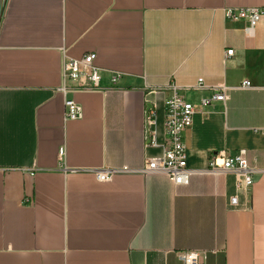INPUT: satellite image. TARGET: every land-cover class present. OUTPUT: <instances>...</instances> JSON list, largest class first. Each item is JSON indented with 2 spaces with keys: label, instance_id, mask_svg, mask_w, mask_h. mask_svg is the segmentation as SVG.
Returning <instances> with one entry per match:
<instances>
[{
  "label": "crops",
  "instance_id": "1",
  "mask_svg": "<svg viewBox=\"0 0 264 264\" xmlns=\"http://www.w3.org/2000/svg\"><path fill=\"white\" fill-rule=\"evenodd\" d=\"M249 7L264 0H0V264H183L186 251L264 264V23L252 38L246 20L224 17ZM62 50L96 54L103 71V90L67 95L78 121L57 91ZM111 72L123 75L114 89ZM199 79L228 100L202 108L211 90L182 92L197 110L188 168L244 153L258 169L246 191L233 174L175 185L139 171L161 153L146 145L147 112L162 142L172 86ZM102 169L116 171L110 182L96 179Z\"/></svg>",
  "mask_w": 264,
  "mask_h": 264
},
{
  "label": "built area",
  "instance_id": "2",
  "mask_svg": "<svg viewBox=\"0 0 264 264\" xmlns=\"http://www.w3.org/2000/svg\"><path fill=\"white\" fill-rule=\"evenodd\" d=\"M224 17L229 21L246 20L249 27L246 30L248 36H255V28L259 23H264V8H226ZM234 50L226 51V60L233 57ZM96 54L88 53L81 58H72L62 50V70L61 85L57 89L65 98V120L78 121L83 118L82 107L73 99L67 98L68 94L77 91L91 92L101 91L103 81V71L95 64ZM123 75L120 72H111L108 78L111 89L118 86ZM242 89H250L248 81L243 82ZM189 89L211 90L210 96L200 100L202 108H207L215 102L226 103L228 100L227 89L224 86L209 87L204 84L203 79H199L192 88H182L172 86V95L164 101V133L165 138L159 141L157 113L149 110L145 118V140L146 145L158 148L161 153L149 158L146 164L139 170L151 175L159 174L166 176L175 185H186L190 177L196 174H233L236 179V190L246 191L254 185V175L258 169L248 164L244 153L233 156L220 154L212 157L205 170H194L188 168L186 147L184 144V133L193 124V118L197 113L196 106L188 101L182 92ZM64 156V150L60 151V159ZM127 171V170H126ZM115 170L102 169L93 171L99 182H110L115 174ZM232 208L239 207L237 195L230 198ZM179 259L183 264H205V255L201 252L186 251L179 253Z\"/></svg>",
  "mask_w": 264,
  "mask_h": 264
}]
</instances>
